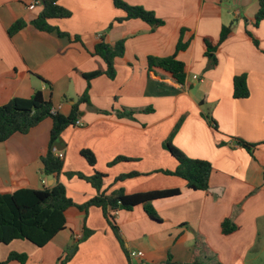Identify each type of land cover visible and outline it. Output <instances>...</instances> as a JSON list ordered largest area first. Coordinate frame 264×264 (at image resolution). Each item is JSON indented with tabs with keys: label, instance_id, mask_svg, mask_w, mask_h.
Segmentation results:
<instances>
[{
	"label": "crops",
	"instance_id": "obj_1",
	"mask_svg": "<svg viewBox=\"0 0 264 264\" xmlns=\"http://www.w3.org/2000/svg\"><path fill=\"white\" fill-rule=\"evenodd\" d=\"M56 1L71 17L50 20L57 31L49 33L31 25L42 6L31 10L27 0H0V107L41 90L55 112L69 116L88 89L85 75L106 70L104 61L93 56L96 44L103 38L112 46L124 41L125 53L115 60L114 80L102 75L90 81L91 106H80L83 126L67 128L55 142L54 151L64 154L59 179L41 173L51 119L27 135L0 143V193L61 183L75 203L66 212V228L45 247L25 240L0 242V263L16 252L28 255L26 264H59L71 254L67 264H193L197 260L263 264L264 22L258 28L252 24L260 0L247 6L239 5L242 0H123L154 12L164 22L156 29L140 19L115 23L125 14L113 0ZM18 20L27 26L10 37L8 30ZM224 27H230L231 33L216 51L217 64L211 66L206 41L216 46ZM181 37L187 48L177 51ZM173 55L186 65L184 88L160 70L149 71L150 57ZM241 75L247 76L250 95L239 100L233 96L234 78ZM195 76L201 77L194 80ZM193 82L200 87L191 91ZM203 100L217 130L203 118ZM149 108L154 111L142 112ZM122 109L138 112L133 120L119 119L116 113ZM183 118L171 145L191 159L211 163L209 191L191 190L185 180L166 174L127 180L121 189L128 195L169 189L181 194L153 201L159 221L152 220L143 205L118 212L121 244L100 208L91 207L87 213L80 209L97 196V190L66 174H105L102 190L110 195L122 186L115 183L121 175L174 171L177 162L161 145ZM235 139L253 148L247 152ZM84 149L96 155L95 170L81 156ZM119 157L129 161L110 166ZM226 219L237 225L235 233L223 234ZM85 230L93 234L81 241ZM201 238L202 247H197ZM133 251L143 252L144 257L131 262Z\"/></svg>",
	"mask_w": 264,
	"mask_h": 264
},
{
	"label": "trees",
	"instance_id": "obj_2",
	"mask_svg": "<svg viewBox=\"0 0 264 264\" xmlns=\"http://www.w3.org/2000/svg\"><path fill=\"white\" fill-rule=\"evenodd\" d=\"M31 1V0H27ZM41 2L43 7L42 13L37 19L32 21L31 25L42 32H54L57 28L52 27L49 23L53 19H67L71 17V12L57 4L56 0H37ZM117 9L124 12L125 16L115 20V23H123L129 20L140 19L149 24L153 29L164 25V22L158 19L154 12L146 10L140 6H132L123 0H113ZM259 11L252 21L255 28H258L264 22V0L259 1ZM27 23L23 20H18L8 30L10 37L15 36L20 31L25 29ZM113 25L110 26L112 28ZM60 36L66 34L59 32ZM230 27H224L221 32L219 43L214 46L211 42L206 41L207 52L206 56L209 59L211 66L217 64L215 56L218 47L223 44L229 34ZM254 40L256 47H260V43L253 35L248 33ZM77 39V38H76ZM78 40V39H77ZM187 48V44L182 43V37L178 44L177 51H183ZM125 53L124 41L118 42L112 46L106 43L105 39H101L95 46L93 56L101 58L106 64V70L96 71L85 75L89 85L83 96L73 105L69 116H64L53 109L51 100L45 98L41 90H35L33 95L28 98H14L8 104L0 107V143H4L14 135H27L33 129L38 127L47 119L53 122L50 133V141L47 150L41 157L43 176H53L59 179L63 167V159L58 158L54 152V144L61 137L62 133L69 127H76V122L80 120V106H91L89 88L90 81L106 75L109 79L114 80L116 77L115 60ZM149 71L160 70L174 82L184 85L187 77V68L184 62L180 61L176 55L158 58L150 57L148 59ZM249 89L247 84V76L241 75L234 78V93L235 99L249 98ZM152 108L145 109L142 112L152 113ZM138 111L122 109L118 110L116 115L119 119H134V115ZM101 114L109 115L110 112L101 111ZM210 125L217 130V125L213 118L209 120ZM180 125L174 131L178 132ZM239 145L251 151L252 145L241 139H235ZM167 150L172 158L177 162V168L174 171H162L166 175L179 177L187 182V188L194 191H209V180L213 167L211 163L191 159L183 152L171 145V141H167ZM81 156L95 170L97 165V157L93 151L84 149L81 151ZM129 161L127 158L119 157L110 166H114L120 162ZM138 173H129L119 176L116 180L122 181L135 176ZM70 177H78L90 183L98 192L97 196L80 207L85 213L91 207L100 208L109 226L114 231L117 239L122 244V239L119 233V228L116 224V215L120 211H132L137 206H144L147 215L155 221H159L158 214L153 208V201L159 199L172 198L179 196V189H169L161 191H153L147 193H138L128 195L123 189L117 190L110 195H107L102 190L105 174L96 172L91 177H86L81 173H70ZM75 206L73 200L68 196L66 187L57 183L53 187H44L43 189H19L13 193H0V242L4 245H9L16 240H25L33 245L43 248L49 244L54 237L66 228V212L68 209ZM238 230L237 225L231 220L226 219L222 223V232L224 235H230ZM93 234V231L85 230V234L81 241H85ZM76 249V248H75ZM72 254L65 259H60L59 264H67ZM28 255L23 253L12 252L6 261L0 264H9L11 262H19L26 264ZM193 264H197L194 262Z\"/></svg>",
	"mask_w": 264,
	"mask_h": 264
},
{
	"label": "rangeland",
	"instance_id": "obj_3",
	"mask_svg": "<svg viewBox=\"0 0 264 264\" xmlns=\"http://www.w3.org/2000/svg\"><path fill=\"white\" fill-rule=\"evenodd\" d=\"M30 2V1H29ZM180 40H181V38H180ZM180 42V41H179ZM182 43H184L183 42V38H182ZM184 44H186V43H184ZM178 47V46H177ZM197 77V79H194V80H199L200 79V77L201 76H196ZM196 82H200V81H196ZM195 84V82H193V84H192V86H191V91L192 90H194L197 86L198 87H200V84L198 83V85H194ZM184 86V85H183ZM184 88V87H183ZM200 108L204 111L203 112V118H204V120L205 121H207L208 123H209V119L210 118H212V112H211V108H210V106H209V104H208V102L206 101V100H203V101H201L200 102ZM184 120H185V118H183V119H181V120H179L178 122H177V124H176V126L174 127V129H173V131H171V133H170V135L168 136V138L164 141V143L161 145V147H162V150L163 151H165L166 153H167V155L169 156V157H171V155H170V153H169V151L167 150V147H166V144H167V141H173L174 140V138H175V136L177 135V133L178 132H176L175 134H174V131L176 130V128L178 127V125H180V127H181V125L184 123ZM210 125V124H209ZM180 129V128H179ZM179 131V130H178ZM224 145V144H223ZM224 146H226V145H224ZM242 148H244V147H242ZM245 149V148H244ZM247 152H249V150H247V149H245ZM171 159H174V158H171ZM87 162V161H86ZM167 169H157V170H154V171H151V172H149V173H146V174H140V173H138V174H136L135 176H133V177H131V178H128V179H125V180H122V181H119V180H115V183H118V182H121L122 183V186H120V187H118V190H120L121 188H125L126 187V185L125 184H123V183H125L127 180H129V179H132V178H136V179H139V178H146V179H149V178H151L152 176H158L159 177V175H161V176H163V177H165L163 174V172L162 171H166ZM69 174L70 173H68V174H66V176L69 178V179H72V177H70L69 176ZM202 240H203V238H201V240H198V242H197V247L200 245V247H202ZM200 247H199V249H200ZM204 247H206V246H204ZM196 249V248H195ZM204 249V248H203ZM199 254H202V251H200L199 252ZM195 260H197V259H195ZM194 260V261H195ZM197 264H208V262H206V261H204V260H199V262H198V260L197 261H195ZM264 264V263H263Z\"/></svg>",
	"mask_w": 264,
	"mask_h": 264
},
{
	"label": "built area",
	"instance_id": "obj_4",
	"mask_svg": "<svg viewBox=\"0 0 264 264\" xmlns=\"http://www.w3.org/2000/svg\"><path fill=\"white\" fill-rule=\"evenodd\" d=\"M38 6H41V2L37 1V0H31L29 2V5H28L29 9H31V10L36 9ZM194 79H197V77L195 76ZM180 87L182 88L183 85H180ZM82 126H83V124L80 121L76 122V127H82ZM55 154L58 156V158L64 159V154L56 153V152H55ZM129 256H130V259H131V262H132L135 258L144 257V253L143 252H135V251H133V252H130ZM132 264H133V262H132Z\"/></svg>",
	"mask_w": 264,
	"mask_h": 264
},
{
	"label": "water",
	"instance_id": "obj_5",
	"mask_svg": "<svg viewBox=\"0 0 264 264\" xmlns=\"http://www.w3.org/2000/svg\"><path fill=\"white\" fill-rule=\"evenodd\" d=\"M252 0H242L239 5L241 6H247L251 3ZM49 179H53V176H49Z\"/></svg>",
	"mask_w": 264,
	"mask_h": 264
}]
</instances>
